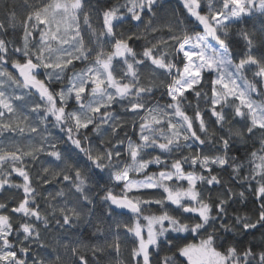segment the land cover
Returning <instances> with one entry per match:
<instances>
[{
    "label": "snow or ice",
    "instance_id": "obj_1",
    "mask_svg": "<svg viewBox=\"0 0 264 264\" xmlns=\"http://www.w3.org/2000/svg\"><path fill=\"white\" fill-rule=\"evenodd\" d=\"M0 3V264H264V0Z\"/></svg>",
    "mask_w": 264,
    "mask_h": 264
},
{
    "label": "trees",
    "instance_id": "obj_2",
    "mask_svg": "<svg viewBox=\"0 0 264 264\" xmlns=\"http://www.w3.org/2000/svg\"><path fill=\"white\" fill-rule=\"evenodd\" d=\"M107 2L114 3L115 0H107ZM15 3L17 5V10L22 12L23 11V9L21 7L22 0H15ZM169 6L170 7H178L177 0H171V3H170ZM2 8H3V4L0 3V9H2ZM257 17H259L258 13H257ZM253 24H255V26L257 28H259V26H260L259 19L253 20L251 18H246V22L243 25H241V27L251 29ZM232 43H233V47L235 49V54L236 55H240L241 53H243L245 51L244 41L242 39H240L238 36L233 37ZM42 159H43V157H42ZM225 176H226V174H225ZM49 187H51V186H49ZM3 195L7 199L11 200V196H9V194L5 193ZM93 230L94 229H92V228H85V226H81L80 229H73L72 231L73 232H83V238L87 239L89 237L90 233ZM57 238H58V234L57 233H49V235L47 237V241H48L49 244H51L53 247H55ZM258 239H259V233H257V240ZM89 255H91V254L89 253Z\"/></svg>",
    "mask_w": 264,
    "mask_h": 264
}]
</instances>
